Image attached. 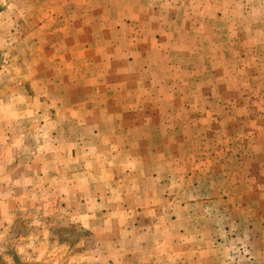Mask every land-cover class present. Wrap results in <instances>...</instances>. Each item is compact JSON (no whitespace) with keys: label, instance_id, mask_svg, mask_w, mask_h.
Returning a JSON list of instances; mask_svg holds the SVG:
<instances>
[{"label":"rangeland","instance_id":"374dc122","mask_svg":"<svg viewBox=\"0 0 264 264\" xmlns=\"http://www.w3.org/2000/svg\"><path fill=\"white\" fill-rule=\"evenodd\" d=\"M0 264H264V0H0Z\"/></svg>","mask_w":264,"mask_h":264}]
</instances>
